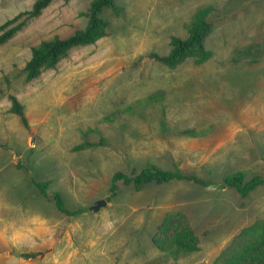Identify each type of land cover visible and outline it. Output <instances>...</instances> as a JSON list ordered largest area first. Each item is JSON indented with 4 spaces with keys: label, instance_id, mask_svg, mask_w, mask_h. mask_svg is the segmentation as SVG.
Instances as JSON below:
<instances>
[{
    "label": "rangeland",
    "instance_id": "obj_1",
    "mask_svg": "<svg viewBox=\"0 0 264 264\" xmlns=\"http://www.w3.org/2000/svg\"><path fill=\"white\" fill-rule=\"evenodd\" d=\"M35 1L0 0V26L23 23L0 44V264L221 263L264 221V184L245 197L206 188L238 172L244 183L264 179V0H115L120 16L100 13L106 36L26 82L31 48L82 30L92 0H54L27 18ZM204 7L212 57L173 69L153 59L170 53L172 37L187 38ZM149 165L194 180L141 191L117 182L110 197L114 173ZM171 213H183L199 239L197 251L177 259L152 244Z\"/></svg>",
    "mask_w": 264,
    "mask_h": 264
},
{
    "label": "trees",
    "instance_id": "obj_2",
    "mask_svg": "<svg viewBox=\"0 0 264 264\" xmlns=\"http://www.w3.org/2000/svg\"><path fill=\"white\" fill-rule=\"evenodd\" d=\"M53 1L36 0L30 11L24 14L27 15V18L37 17ZM104 9H109L116 17L123 13V9L115 4V0H92L85 13L87 23L82 30H78L66 38L53 37L33 46L30 58L24 66L25 81L35 80L44 71L56 68L71 50L95 44L106 36L109 23L100 17V13ZM210 12V7L198 9L188 26L187 38L172 37L170 40V53L165 57L152 55V58L171 69L189 58L193 59L194 63L198 65L207 62L212 57V53L204 45L205 39L212 29V25L208 21ZM22 27L23 23L10 26V22H7L1 25L0 44L8 42ZM10 101L11 112L20 119L23 127L27 129L28 124L22 104L14 96L10 97ZM182 133L192 134L188 131H183ZM243 178L244 174L238 172L224 178L223 183L228 187L235 188L243 197L264 184V179L260 177H254L248 183H244ZM173 180L194 179L185 177L179 171L164 170L153 165H149L138 173L130 175L116 172L112 176V193L110 197H113L112 194L116 191L117 182H122L124 185H133L136 191H141L149 184H163ZM35 187L44 198L53 200L58 211L66 215H72V212L65 209L58 193L55 192L51 195L47 193V183H36ZM241 236L246 239L245 243L234 253L225 257L219 264H264V221L255 223L247 231L243 232ZM152 244L168 257L177 259L181 255L197 251L199 239L194 234L183 213H171L167 214L157 227L152 238ZM24 257L35 258L37 254H25Z\"/></svg>",
    "mask_w": 264,
    "mask_h": 264
},
{
    "label": "water",
    "instance_id": "obj_3",
    "mask_svg": "<svg viewBox=\"0 0 264 264\" xmlns=\"http://www.w3.org/2000/svg\"><path fill=\"white\" fill-rule=\"evenodd\" d=\"M226 185L225 184H221L220 186H207V189H211V190H219V189H223ZM105 205V201L104 200H100V201H96L90 208L91 212H97L102 206Z\"/></svg>",
    "mask_w": 264,
    "mask_h": 264
}]
</instances>
